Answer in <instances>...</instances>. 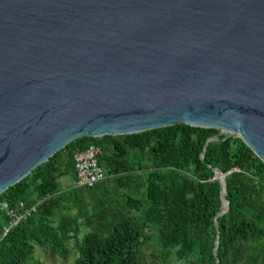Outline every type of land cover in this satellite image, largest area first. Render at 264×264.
<instances>
[{
  "label": "water",
  "instance_id": "95a60500",
  "mask_svg": "<svg viewBox=\"0 0 264 264\" xmlns=\"http://www.w3.org/2000/svg\"><path fill=\"white\" fill-rule=\"evenodd\" d=\"M177 124L264 162V0H0V194L76 139Z\"/></svg>",
  "mask_w": 264,
  "mask_h": 264
},
{
  "label": "trees",
  "instance_id": "16d2710c",
  "mask_svg": "<svg viewBox=\"0 0 264 264\" xmlns=\"http://www.w3.org/2000/svg\"><path fill=\"white\" fill-rule=\"evenodd\" d=\"M226 136L177 124L76 139L0 194L14 209L37 204L6 235L11 220L0 208V264H41L36 246L68 259L74 238L72 264H264V162L243 139ZM90 145L102 149L107 178L78 187L74 155ZM214 168L226 173L229 201L219 216Z\"/></svg>",
  "mask_w": 264,
  "mask_h": 264
},
{
  "label": "built area",
  "instance_id": "2783aa9c",
  "mask_svg": "<svg viewBox=\"0 0 264 264\" xmlns=\"http://www.w3.org/2000/svg\"><path fill=\"white\" fill-rule=\"evenodd\" d=\"M102 149L96 145H90L87 149L77 152L74 155V162L77 171L76 186H88L92 187L96 183L107 178L105 169L100 165V156ZM0 208L6 211L11 222L10 226L4 230L6 235L9 230L17 226L20 222L27 219L37 210V204L27 206L24 202H21L17 209L9 207L8 203L0 201Z\"/></svg>",
  "mask_w": 264,
  "mask_h": 264
},
{
  "label": "rangeland",
  "instance_id": "374dc122",
  "mask_svg": "<svg viewBox=\"0 0 264 264\" xmlns=\"http://www.w3.org/2000/svg\"><path fill=\"white\" fill-rule=\"evenodd\" d=\"M61 183L63 186H67L71 183L70 178L65 176L62 177ZM86 232L85 227L81 226V232L78 235V238H81V236ZM70 248V256L68 259H62L58 256H53L50 254L49 250L43 247L36 246L35 252L33 254V258L36 262H39L41 264H72L77 257H79V252L76 245V238H74L69 243ZM173 264H183L181 262H177V260H172Z\"/></svg>",
  "mask_w": 264,
  "mask_h": 264
}]
</instances>
